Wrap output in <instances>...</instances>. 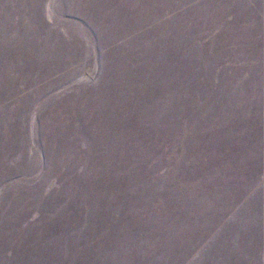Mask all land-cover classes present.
<instances>
[{
	"label": "rangeland",
	"instance_id": "374dc122",
	"mask_svg": "<svg viewBox=\"0 0 264 264\" xmlns=\"http://www.w3.org/2000/svg\"><path fill=\"white\" fill-rule=\"evenodd\" d=\"M0 264H264V0H0Z\"/></svg>",
	"mask_w": 264,
	"mask_h": 264
}]
</instances>
